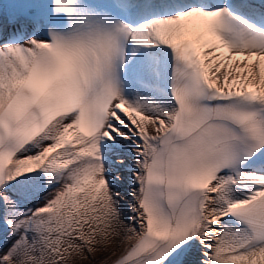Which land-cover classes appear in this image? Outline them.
<instances>
[{
  "label": "snow or ice",
  "instance_id": "snow-or-ice-1",
  "mask_svg": "<svg viewBox=\"0 0 264 264\" xmlns=\"http://www.w3.org/2000/svg\"><path fill=\"white\" fill-rule=\"evenodd\" d=\"M16 4L0 264H264V0Z\"/></svg>",
  "mask_w": 264,
  "mask_h": 264
},
{
  "label": "bare ground",
  "instance_id": "bare-ground-1",
  "mask_svg": "<svg viewBox=\"0 0 264 264\" xmlns=\"http://www.w3.org/2000/svg\"><path fill=\"white\" fill-rule=\"evenodd\" d=\"M85 264H88V262H85Z\"/></svg>",
  "mask_w": 264,
  "mask_h": 264
}]
</instances>
